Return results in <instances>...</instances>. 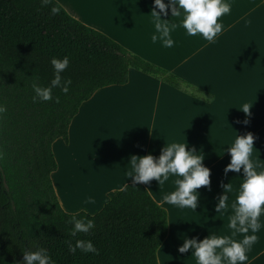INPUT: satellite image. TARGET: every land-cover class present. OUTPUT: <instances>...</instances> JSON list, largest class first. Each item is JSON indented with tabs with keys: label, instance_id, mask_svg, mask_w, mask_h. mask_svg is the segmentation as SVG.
Instances as JSON below:
<instances>
[{
	"label": "crops",
	"instance_id": "crops-1",
	"mask_svg": "<svg viewBox=\"0 0 264 264\" xmlns=\"http://www.w3.org/2000/svg\"><path fill=\"white\" fill-rule=\"evenodd\" d=\"M58 1L74 17L203 91L194 96L134 68L124 84L95 90L72 118L67 141L59 137L52 143L57 167L51 180L62 208L99 211L111 195L133 182L131 155L159 156L165 142H187L205 156L211 191L198 189L202 206L193 210L164 200L181 177L170 174L160 186L155 180L142 183L167 212V234L156 250L158 264H198L191 250L177 251L186 235L202 239L215 232L242 240L246 234L235 232L228 223L243 177L232 171L224 174L230 162L225 150L237 134L252 132L256 139L251 158L256 170L264 171V0H229L231 11L220 18L224 29L214 41L200 34L189 36L180 26L172 32L175 43L170 48L151 40L153 0H90L91 11L88 0ZM162 19L179 25L183 15L171 17L169 10ZM245 104L252 106L247 115L240 110ZM228 183L229 208L216 213L214 197ZM89 197L95 203H86ZM260 222L246 264H264V215Z\"/></svg>",
	"mask_w": 264,
	"mask_h": 264
},
{
	"label": "trees",
	"instance_id": "trees-1",
	"mask_svg": "<svg viewBox=\"0 0 264 264\" xmlns=\"http://www.w3.org/2000/svg\"><path fill=\"white\" fill-rule=\"evenodd\" d=\"M53 6L59 14H51ZM54 56L69 57L62 74L72 81L69 92L54 88L53 100H34L33 83L48 86L53 79ZM130 68L203 94L74 17L58 0H0V103L8 109L0 118V264H19L24 251L39 248L55 264H158L167 212L142 183H126L91 214L65 211L51 180L57 167L53 141H67L81 103L98 88L127 82ZM72 216H87L95 227L72 235ZM77 240H91L98 252L70 251Z\"/></svg>",
	"mask_w": 264,
	"mask_h": 264
},
{
	"label": "clouds",
	"instance_id": "clouds-1",
	"mask_svg": "<svg viewBox=\"0 0 264 264\" xmlns=\"http://www.w3.org/2000/svg\"><path fill=\"white\" fill-rule=\"evenodd\" d=\"M40 2L42 5H48L52 0H40ZM153 5L151 15L155 32L152 34L151 40L153 43L159 40L163 46L169 48L175 43L172 32L180 26L186 30L189 36L200 34L207 41H214L215 37L224 29L220 18L231 11L229 0H168L167 3L165 0H153ZM169 10L171 17L183 15L179 25L171 23L169 19H162V16L168 15ZM50 11L51 14L57 15L61 9L58 6H53ZM50 63L53 67V79L48 86L33 83L34 100H53L54 88H60L64 93L69 92L72 81L62 75L70 63L69 57L54 56ZM55 99L56 102H59V97ZM251 107L245 104L240 110L247 115ZM7 111V106L0 103V118ZM255 139L252 132H246L243 135L237 134L234 143L225 150L230 156V162L225 166L224 174L227 175L229 171H232L243 177L238 195L231 204L233 214L229 219L228 227L246 235L242 240L218 235L215 232H209L202 239L198 236L189 238L186 235L183 243L178 245L179 254L189 253L191 250V255L195 256L198 264H246L248 261L247 252L258 239L256 233L261 228L260 219L264 215V171H257L251 158L255 148ZM197 153L198 151L189 147L187 142L170 144L165 142L159 156H154L152 153L141 156L131 155L129 159L130 177L134 185L138 182L149 185L155 180L159 186L169 179L170 174L181 177L175 181L176 190L165 195L164 200L169 204L195 210L198 206H202L201 194L198 189L205 187L211 191V169L203 163L205 156ZM4 158L5 153L0 149V161ZM221 187L223 192L214 197L216 202L212 206V210L216 213H221L229 208L228 201L232 186L228 183L222 184ZM86 203L91 204L95 201L89 197ZM69 222L73 226L72 235L77 232L87 233L95 227V221L87 216H72ZM249 232L251 234H247ZM77 248L85 253L98 252L91 240H77L74 245L69 243L70 251L75 252ZM19 264H55V262L51 260L47 249L39 248L35 251H24L23 261Z\"/></svg>",
	"mask_w": 264,
	"mask_h": 264
},
{
	"label": "rangeland",
	"instance_id": "rangeland-1",
	"mask_svg": "<svg viewBox=\"0 0 264 264\" xmlns=\"http://www.w3.org/2000/svg\"><path fill=\"white\" fill-rule=\"evenodd\" d=\"M129 2V1H128ZM88 9H89V11H91L92 9H91V1L90 0H88ZM104 8V5L102 4V6H101V9H103Z\"/></svg>",
	"mask_w": 264,
	"mask_h": 264
}]
</instances>
